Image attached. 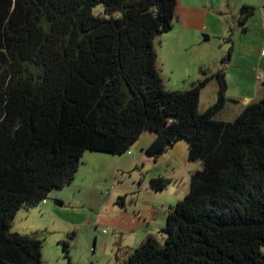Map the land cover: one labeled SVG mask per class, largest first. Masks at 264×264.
I'll return each instance as SVG.
<instances>
[{"label":"trees","instance_id":"1","mask_svg":"<svg viewBox=\"0 0 264 264\" xmlns=\"http://www.w3.org/2000/svg\"><path fill=\"white\" fill-rule=\"evenodd\" d=\"M176 6L0 0V264H43L40 241L10 232L18 211L70 185L85 153L122 156L145 131L156 134L145 150L154 161L184 141L202 168L167 210L162 244L148 236L125 264H264V98L226 123L216 120L229 101L224 73L202 114L205 72L187 91L164 88L154 41ZM253 14L242 7L239 24ZM169 184L149 181L155 192Z\"/></svg>","mask_w":264,"mask_h":264},{"label":"rangeland","instance_id":"2","mask_svg":"<svg viewBox=\"0 0 264 264\" xmlns=\"http://www.w3.org/2000/svg\"><path fill=\"white\" fill-rule=\"evenodd\" d=\"M226 1L224 0L225 3ZM229 1L232 9L234 3L240 0ZM255 2L256 4L258 2L264 4V0H255ZM223 7L225 13L223 17L225 18L224 21H226V5H223ZM100 10L101 8L98 6L93 12L98 15ZM259 14L260 11H256L253 16L249 17L246 26H237L236 29L235 26L238 22L236 19H231L228 24L229 32L221 39L213 38L204 42V36H209V34H202L198 44H188L185 47H181L176 60L174 58L166 60L164 52L166 47L160 44V38L170 36L172 31L166 33L167 35H159L154 41V50L157 53L156 66L160 72L164 88L168 91H187L192 88L194 82L205 78L202 74V72H205L209 81L207 86L200 92L201 95L199 94V114L204 113L209 105H213L216 101L214 92L217 85L214 77L216 73L223 72L225 79L226 74L230 75L232 79L230 93L237 94L239 91L247 90V85H253V83L246 77L245 66L254 65L256 43L259 41L257 28L259 23H262L261 15ZM244 27L249 29L245 35ZM230 47H232V50L228 60L227 56ZM213 55L215 56L211 58ZM263 55L264 53H262ZM208 58H211V60ZM215 58L217 60H215L214 65H211ZM205 63L208 64V68H204L206 71L195 72L196 69H199ZM186 65H189L194 72L188 71L185 73ZM196 76L198 80L194 79ZM244 80L247 83L246 87L239 86ZM226 105L225 108L229 106V104ZM231 114L227 109H223L216 116V119L222 120L220 118L222 117L227 119L226 121L231 122L233 121ZM85 154L86 157L83 156L73 183L50 193L46 198L47 205L41 202L36 207H24L18 211L12 222L10 232L40 241L43 264H125L127 255L138 248L148 236L156 237L158 243L162 244V230L164 229L165 221L161 220L159 222L158 215L154 218L155 220H152V231H147L146 224H142L138 231L135 229L136 232H133L132 229L137 225L128 226L121 221L122 217L114 220L118 214L117 210H119L117 193L123 191L130 194L127 196V202H131V195L134 193L131 188L133 186L132 182L135 180L139 181L141 175L138 172L122 174L121 170H118L117 163L119 159L117 160V156L101 153ZM87 158H91V162L82 165ZM112 158H115L116 162ZM148 165L145 164L143 168ZM178 165L180 163H177L176 166ZM146 170H148L147 175L149 177H162L169 180L173 173L172 166H167L165 163H160V165ZM147 183L149 182L147 181ZM179 183V189L173 182L169 184L165 189L167 192L160 191L155 193L151 189L150 191L142 188L140 190L141 195L143 199H147L148 194H161L160 196L163 194L164 197L162 199L168 197L175 205L176 201H181L189 191V183L186 184V180H179ZM78 185L81 187V192L75 190ZM173 191H177V193L173 194L172 197L168 192L171 193ZM78 193L81 194L82 199L88 200L87 204L78 205L77 197L80 196H78ZM71 195H73L70 199L71 202L74 203L75 209L80 208V211L76 214L72 212L70 213L71 216L67 217L64 212H68L66 211L69 208V199L67 198ZM85 196H87V199H85ZM62 203L65 206L62 207ZM132 203H134L133 200ZM50 205L56 210L55 214L46 210ZM127 207L132 210L131 205L127 204ZM96 216L101 217V226L98 228L89 224L90 219L96 218ZM103 229H106L107 232L104 233ZM62 243H67L68 245V257L64 255ZM131 244L132 246H130Z\"/></svg>","mask_w":264,"mask_h":264},{"label":"crops","instance_id":"3","mask_svg":"<svg viewBox=\"0 0 264 264\" xmlns=\"http://www.w3.org/2000/svg\"><path fill=\"white\" fill-rule=\"evenodd\" d=\"M223 5H226V21H224L225 18L223 17L225 15ZM244 6L254 8V13H256V11H260L259 15H261L260 19L262 20V23H259V26L257 28L259 31L257 32L259 41H257L256 43L254 65L250 64L248 66H245L246 77L253 83V85H247L244 80L243 83L239 84V86L242 85V87H246L247 85V90L242 91L243 93L241 91H239L237 94L230 93L232 79L230 75L226 74V97L229 100L227 103L229 104V106L224 108V110L227 109L232 113L231 116H233V121L245 105L258 102L262 98H264V55L262 56V53H264V4H261L259 2L256 4L255 0H240L239 2L234 3V5L232 6L233 8L231 9L229 0H227L226 3L224 2V0H177L172 29L170 30L172 32L170 36H163L164 38H160V44L166 47L164 48L166 60H170L171 58H174L176 60V57L180 53L181 47H185L188 44H198L200 36L202 34H209V39L223 38L229 32L228 24L231 19H236L238 21V26H246L248 20L243 22V24H239L240 10ZM248 31L249 29H247V27H244V35L247 34ZM214 56L215 55L211 56V58H213ZM211 58L208 59L211 60ZM215 60L217 59L215 58L211 65H214ZM207 66L208 64L205 63L199 69H196L195 72H199L201 70L206 71L204 68H206ZM227 66L229 65L227 64ZM184 70L185 73H187L188 71L194 72V70H192L189 65H186ZM196 78H198L197 76L194 79L198 80ZM217 90L218 87L216 85V88L214 89L215 96L217 94ZM220 118L222 120L218 121H223L226 123L233 122L226 121L227 119H223L222 117ZM155 138V133L145 131L131 147L130 154L126 153L122 156H117V160L119 159L117 163L118 170H121L122 174L138 172L141 175L139 181L135 180L132 182L133 186H131V188L132 190H134V193H132L133 195H131V202H127V196L130 194L123 191L117 193L119 200L117 201V206L119 207V210H117L118 214L117 217L114 218V220L117 218L120 219V217H122L121 221L126 223L128 226L131 227L133 225H137L136 227H134V229H132L133 232H136V230L138 231L141 228L140 226L142 224H146L145 226H147V231H152V220H155L154 218L158 215L159 222H161V220L165 221L167 209H169L171 205L173 206V203L168 197L166 199H162L164 197L163 194L162 196H160L161 194H148V198L143 199L140 190L142 188L144 190H150L149 183H147V181L149 182L151 179H155V177H149V175H147L148 170H146L145 173L142 171V168L145 164H151V168L160 165V163H165L167 166H172L173 173L171 175V179L168 180L170 181V184L173 182L177 189H179L180 185L179 180H186V184H188L191 175L202 168L201 161L190 162L188 160V145L184 141L175 143L169 150H167L164 154H162L154 161L145 153V150L155 140ZM85 155L86 154H84L83 156L86 157ZM112 159L115 160V158ZM90 162L91 158H87V160H84V163L82 165L89 164ZM177 163H180V165L176 166ZM75 190L81 192L80 185L76 186ZM164 192H167V190H164ZM168 193L173 197V194L177 193V191ZM72 196L73 195L68 196L67 198L69 199V208L66 210L68 212H64L67 217L71 216L70 213L72 212H75L76 214L80 211V208L75 209L73 205L74 203L71 202L70 199L72 198ZM78 196L79 197H77V199L79 206L81 204H87L88 200L85 201L84 199H82V196L79 193ZM85 197V199H87V196ZM177 197L179 198V196ZM132 200L134 203H132ZM47 204L48 203H46V205ZM127 204L131 205L132 210L127 207ZM63 206H65L64 203H62V207ZM46 210L53 214L56 213V210L52 205H50ZM90 220L91 221L89 224L95 226V228L101 226L100 216H96V218H92ZM103 231H106V229H103ZM130 246H132V244ZM262 251L264 253V249H262Z\"/></svg>","mask_w":264,"mask_h":264},{"label":"water","instance_id":"4","mask_svg":"<svg viewBox=\"0 0 264 264\" xmlns=\"http://www.w3.org/2000/svg\"><path fill=\"white\" fill-rule=\"evenodd\" d=\"M237 26H238V24H236L235 29L237 28ZM208 40H209V36H204L203 41L206 42ZM150 168H151V164H149L146 168H143V172L145 173L146 172V169H150Z\"/></svg>","mask_w":264,"mask_h":264},{"label":"built area","instance_id":"5","mask_svg":"<svg viewBox=\"0 0 264 264\" xmlns=\"http://www.w3.org/2000/svg\"><path fill=\"white\" fill-rule=\"evenodd\" d=\"M130 153H131V151H128V154H130ZM46 202H47L46 199L42 201L43 204H46ZM104 233H106V231H104Z\"/></svg>","mask_w":264,"mask_h":264}]
</instances>
